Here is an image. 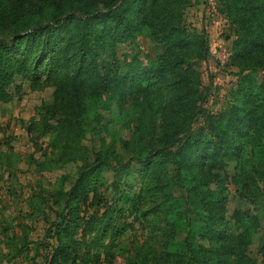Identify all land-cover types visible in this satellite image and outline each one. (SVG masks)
Here are the masks:
<instances>
[{
  "label": "trees",
  "instance_id": "16d2710c",
  "mask_svg": "<svg viewBox=\"0 0 264 264\" xmlns=\"http://www.w3.org/2000/svg\"><path fill=\"white\" fill-rule=\"evenodd\" d=\"M219 2L239 75L227 103L202 110L194 127L208 47L203 29L184 24L182 0H0V102L16 75L51 85L29 129L59 145L53 165L80 160L70 185L49 193L46 264H110L113 246L123 264H256L247 253L255 234L264 264V75L255 77L264 0ZM112 108L128 125L106 142L101 111ZM93 136L97 144L84 143ZM228 178L248 206L225 215ZM100 187L112 190L110 203ZM129 213L150 217L155 247L118 241Z\"/></svg>",
  "mask_w": 264,
  "mask_h": 264
},
{
  "label": "rangeland",
  "instance_id": "374dc122",
  "mask_svg": "<svg viewBox=\"0 0 264 264\" xmlns=\"http://www.w3.org/2000/svg\"><path fill=\"white\" fill-rule=\"evenodd\" d=\"M182 1L184 24L197 30L203 29L208 47L206 59L198 64L206 97L199 104L200 110L192 123L196 127L202 123V110L216 113L230 99L229 91L236 83L239 67L228 60L231 42L235 36L221 10L219 0ZM138 44L143 50L149 45L144 40ZM263 75L264 68L257 70L255 77L260 79ZM16 85L18 87H15ZM7 86L9 97L0 102V264H46L45 259L54 241L45 232V213L54 214L53 208L48 206L49 193L57 187L66 189L70 185L80 160L78 154H74L67 162L53 165L59 145L49 134L37 136L29 129V123L37 117V113L45 111V106L52 102L51 85L31 87L27 80L16 75ZM195 110L196 108L193 111ZM101 120L106 124L102 133L106 142L112 137H125L126 131L123 127L128 125V121L117 114L114 108L101 111ZM97 141L98 138L93 136L84 143L91 145L97 144ZM131 179L132 175L129 174L120 180L125 182L122 185L126 190L133 181ZM223 184L227 189L223 204L225 215L230 214L233 209H245L248 201L235 195L229 178ZM111 191H101V195L103 194L109 203L113 199ZM41 198L44 200L40 202ZM253 200L256 201V198ZM32 205L36 207L33 208ZM124 219L129 225L118 237L121 244L156 246L150 217L140 219L129 213ZM258 230V233L264 234V223H261ZM256 244L255 234L247 247V253L258 264L260 256ZM115 247L113 246L109 253L110 264H123L125 251L122 249L117 252ZM75 262L82 264L78 260Z\"/></svg>",
  "mask_w": 264,
  "mask_h": 264
},
{
  "label": "built area",
  "instance_id": "2783aa9c",
  "mask_svg": "<svg viewBox=\"0 0 264 264\" xmlns=\"http://www.w3.org/2000/svg\"><path fill=\"white\" fill-rule=\"evenodd\" d=\"M222 56H224V54H222Z\"/></svg>",
  "mask_w": 264,
  "mask_h": 264
}]
</instances>
